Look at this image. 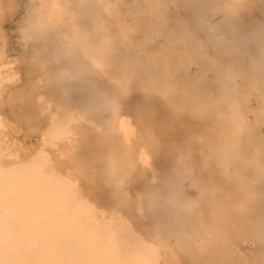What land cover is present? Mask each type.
<instances>
[{
    "label": "bare ground",
    "instance_id": "bare-ground-1",
    "mask_svg": "<svg viewBox=\"0 0 264 264\" xmlns=\"http://www.w3.org/2000/svg\"><path fill=\"white\" fill-rule=\"evenodd\" d=\"M39 1H40L41 8L39 11H37L38 15L36 16V18L41 16V13L44 9H48V8H50V9L47 10V12H45V14L42 16V18L39 21L36 22L35 19L32 21V27H29V30L27 33L28 37L31 39H34L35 37L38 39H41L42 41L35 42L36 48L38 49L40 46L44 47L43 53H46L47 55L50 54V58H51L50 62H52V64L55 67H58L59 69L64 71V74L59 73L56 77L60 76L62 78V79H57V81L64 84V88H65L64 93L66 95V101L69 99V97H70L69 95H72L75 98L77 97L74 95L76 93V90L74 87H76L78 85L77 91H79V94L78 93H76V94L79 95V98L80 97L82 99L84 98L85 101L84 100L83 101L85 102V104H83V106L79 105L78 103H80V101H79L80 99L78 98L79 99V100H77L78 103L76 102V100H74V103H73L76 105V107H75V105H73V107L70 108L69 106L64 107V106H60L58 104H55L54 107L52 109L49 108V110L47 107V111H46V112H48L46 114L47 121L42 122L43 123L42 131L38 135V147L36 148L35 152L33 154H31V157L29 159H27L24 163H21L18 165H11V166L0 165V264H158L159 262H161L163 260L166 264H176L177 260H178V256L173 250L174 248L172 245H174V244H172L170 242L171 239L169 240L170 235L168 237H167V235H164L165 232L167 233V230H164L166 228H163L164 227L163 225H162L163 227H161V228H163L162 231L159 230V229H161V228H159L160 223H162L160 218H159L160 223L158 222L159 225L153 224L151 222L152 221L151 218H149L151 221L145 222V225L142 224L144 227L141 226V228H143V229L139 230V228H137L139 226L138 225L139 223L137 222L138 223L137 225H134V223H131L124 216H122V213L120 210L115 211L114 214H113V212H111L112 215L106 214L104 210H97L96 207H94V205L92 203L86 201L84 198L81 197L82 194H79L78 187H77L78 181L76 179H73L72 177L70 178L71 174H68V173L66 174V173H62L60 171H57L55 169V167L52 165L53 164V158L51 156L50 150L56 152L59 160H65L66 157H64L65 154L63 152V146L64 145H68L72 149L78 148L76 146H81L82 144L86 145V142L88 141L87 139H89V137H91V139H92V138H94V136L92 137V135H95L94 139L97 138L96 141H99L100 144L99 143L97 144L96 141H95V143L98 146L100 145V147H98L97 145L96 146L94 145V147H98L101 149V146L103 145V143L105 144L104 140L106 138H108V140H109L114 135V138L112 137V139H110L109 141L106 139L108 144H115L117 146L121 145L125 149H128L131 145H136L137 148L134 146L136 149L133 148L130 150V153H131V151H133L132 153L135 155L134 158L132 156H130V154L127 157L130 160H132V158L134 160H136V164L134 166V169L137 168V169H135L136 170L135 173L137 175L135 177H138L141 172L143 173V171L148 173L147 176L151 181V185H153L151 187L149 186V188H148V190H151V192H150L151 195L154 192L153 195L158 196L162 192H166V189L168 188V187H166L165 189H163L164 188L163 186L167 185L168 183L164 184V185L160 184V183L159 184L152 183L153 181L157 180L158 178L161 182L160 178H162L161 175L159 177L157 175V168H160L161 166H158L160 163L155 164L159 159L158 156L156 155V152H154L155 153L154 154L152 150L147 149L148 146L147 147L143 146V144H145V143H146L145 145H150V146H151V144L155 143L154 139L152 138L153 127L151 125L143 126L142 123L137 124L136 120L134 121L129 114H126L124 112L125 109L122 110V108H125L123 103L121 101H119V99H117L116 97L111 96V94L103 86L99 85L97 82V79L94 78L93 70H90V68H88V63H90L92 65H94L96 63V68H98L99 67V66H97L98 62L102 63V65H106V64H109L111 62L112 64L111 63L110 64L113 65L112 67H111V65H107V66H109V69H111L113 67H116L113 64L114 61H117L118 59L119 60L127 59L129 56H130L129 60L131 61L130 63H132L135 66L137 64L138 68L143 67V64L145 62L144 60L146 58L144 55L145 54L144 51H143L144 52L143 61L140 58H139L140 60L137 59V57H140L139 54L138 55L135 54L136 57L134 55H133L134 56L133 57L130 54L132 51H130V53H127V51H126L127 48L129 47V45L131 44V42H129V41L133 40V38H129L130 34H126L130 30L126 31V33L123 32L125 35H128V37H126L124 35L125 37L119 36L118 39L113 37L112 36L113 34H111L110 30H109V25L112 24V21L110 24V20H111V18L113 19L115 17V15H116V14L114 15L115 12L120 13L121 8L118 7V4L119 5L122 4L123 0L121 3H119L121 0L116 1L115 3H114L115 0H39ZM182 1H185L188 4H189V2H192V1L196 2V0H182ZM222 1H225L226 5H221L220 11L223 12V17L221 18L220 21H216V22L212 23V21L210 20V18L215 13H209L206 10H204V11L202 10L203 12H199V11L193 9V13L192 12L191 13L193 14V17H194V20L192 19V21H194V23H190V21L186 20L185 17L182 19L180 18L181 20H179L180 21V23L178 22L179 24H177L176 20H175V23L177 26L173 22H172L173 24L170 23L175 27L172 26V28H169L167 30L168 34L166 36V39H165V37H164V39L168 40V41H172V43H173L174 41L176 42L177 40H179L180 39L179 37L181 36V39L187 40V38L191 35V32H193V33L201 32V34L203 33L204 35H211L210 37H212V35L217 34V31L219 29H221V24H223V22H224V25L229 28L230 32H232L234 34V36H235V34L237 35L240 33H245V32H241L242 28H244V27H241L239 24L241 22L243 23V20L240 19L239 15L234 10L235 7H238L242 4L243 0H222ZM44 2H46V3L43 4ZM169 2H174V1L172 0ZM213 2H215V1H213ZM56 3H58L59 5L62 6L63 15L54 11V9L57 8ZM133 3H137V2L135 1ZM222 3H224V2H222ZM140 4H142V3H140ZM151 4H153V3H151ZM202 4H203V2H202ZM229 4H231V5H229ZM196 5H197V3H196ZM204 5H205V3H204ZM16 6H17L16 0H0V17H3L4 16L3 14H5V11L9 10V13H7V15H8L7 19L11 18L13 13L15 12ZM123 6H124L123 8H125V5H123ZM126 6H128V5L126 4ZM131 6H128V7L130 8ZM181 6H183V5H180V7ZM136 7L137 6L133 7V8H135L134 11L138 12L139 7L138 8H136ZM180 7H179V9H180ZM185 7H187V6L185 5ZM189 7H190V4H189ZM123 8H122V11H123ZM177 8H175V10ZM182 8L186 9L184 7H182ZM246 8H248V7H244V9H246ZM242 9L243 8H241V10ZM244 9L242 11H245ZM129 11H130V9H129ZM147 11L144 10V12H145L144 14H146ZM240 11H238V12L240 13ZM125 12L126 11H124V13L122 12V14H125ZM130 12H129V15H127L128 20H129L128 16H130ZM187 12H189V11H187ZM248 12L249 11H247V13ZM119 13H118V16L121 14V13L120 14ZM127 13H128V11H127ZM132 13L136 14L133 11L131 12V14ZM139 13H142V12H139ZM243 13H246V11ZM164 14H165V12H164ZM147 15H148V13H147ZM151 15H154V14H151ZM151 15H149V16L151 17ZM165 15H164V17H162V18H164V21L168 18L167 17L165 19ZM145 16L143 18H145ZM154 16H152V17H154ZM175 16L178 17V15H175ZM175 16L173 15V17H175ZM119 17H123V16L120 15ZM132 17L134 20V18L137 16H135V17L132 16ZM241 17H244V16H241ZM249 17H248V20H249ZM124 18H125V16H124ZM124 18H122V19L125 20V22H126V19H124ZM251 18H253V17L251 16ZM114 19H118V18H114ZM173 19H175V18H173ZM178 19H179V17L177 18V20ZM155 20H156V17H155ZM155 20H153V21H155ZM253 20H254V18L252 19V21ZM141 21L142 20H140V21L137 20V23L140 22V24H141ZM149 21H152V20H149ZM158 21H161V20L159 19V20H157V22ZM250 21H247V19H246V22H249V24H251ZM116 22H118V21H116ZM147 22L148 21H146V24H147ZM166 22H168V21H166ZM114 23H115V21H114ZM150 23H148L149 26H151ZM152 23L154 24V22H152ZM253 23H256V22L253 21ZM257 23H258V21H257ZM131 24H132V22H131ZM131 24H128L129 25L128 27H130ZM258 24H260V23H258ZM134 25H132V26H134ZM136 25H139V24H136ZM164 25H167V24L164 23ZM57 26H62L64 31H66L65 34H67V35L65 37H63L61 35L63 30L59 29V27H57ZM142 26H140L139 28H141V29L145 28ZM160 26L163 29L164 26H162V24ZM250 26H252V25H250ZM253 26L255 27V25H253ZM257 26H259V25H257ZM112 27H115V26H113V24H112ZM122 27L119 28L118 32L125 31V29H124L125 26L123 28ZM137 27L138 26H136V28ZM146 27H148V26L146 25ZM151 27H148V28L150 29ZM156 27L157 26H155L154 28H156ZM132 28H131V30H132ZM139 28H137L139 31L134 30V32L132 31V33L135 34L136 31L140 33L141 29H139ZM148 28H146V29H148ZM161 28H160V31H161V36H162V32L164 30H161ZM248 28H249V26H248ZM115 29H117V28H115ZM120 29L122 31H120ZM149 29L147 31H149ZM157 29L158 28H156L154 30H157ZM253 29L255 31V28H253ZM253 29L251 28L252 32H253ZM24 30L25 29H23V34L25 36ZM251 30H248V32L245 30L246 34L249 33V36L247 34V36L245 38L250 37V35H251L250 33H252ZM258 30H259V28H258ZM259 31H263V30L260 29ZM149 32L148 33L146 32V34L148 35ZM151 32H152V29H151ZM156 32H158V31H156ZM132 33H131V35H132ZM254 33H252V34L254 35ZM261 33L262 32H260V34ZM119 34H121V33H119ZM146 34H144L145 37L143 36L145 39L146 38L149 39L150 36L153 35V34H150L149 37H146L147 36ZM155 34H157V33H155ZM116 35L114 33V36H116ZM131 35H130V37H131ZM136 35H138V33L135 35H132V36H134V38H135ZM158 35L157 36L155 35V36L158 38ZM187 35H188V37L186 38ZM193 35H191L192 38H193ZM194 36L196 37L197 35L195 34ZM238 36L239 35H237V38H238ZM262 36L264 37V35H261V37ZM116 37H118V35ZM121 37H123V39H126V38H128V39L126 41L125 40L123 41V39ZM139 37H141V36H139ZM258 37L260 38L259 33H258ZM114 38H115V40L116 39L117 40L122 39L123 42L122 41L116 42V41H114ZM142 38H141V40H142ZM194 39L192 40V43L194 42ZM251 39H253V38H251ZM257 39L258 38L254 39L253 41L255 42V41H257ZM65 40H67V42H65ZM135 40H136V42H135ZM141 40L139 39V41H141ZM195 40L197 41V39H195ZM139 41L136 38L132 41V42H134L135 47H137L141 43V42L139 43ZM151 41L153 42L154 39L153 40L151 39ZM247 41H248V39H247ZM146 42H148V41H145V43ZM185 42H188V41H185ZM198 42H200V41H198ZM254 42H252V43H254ZM257 42H259V41H257ZM119 43H122L121 45H124V43H125L126 45L120 47ZM136 43H137V45H136ZM149 43H150V41H149ZM172 43H171V47L173 45ZM190 43H191V41H190ZM194 43H197V42H194ZM244 43H247V42L245 41ZM179 44H181V43H179ZM197 44H201V42L197 43ZM249 44H248V46H249ZM257 44H259V43H257ZM142 45L144 46L143 43H142ZM176 45H178V44H176ZM191 45L194 46V44H191ZM201 45H197V46L201 47ZM244 45H246V44H244ZM244 45H242V46H244ZM260 45H263V44H260ZM143 46L142 47L139 46L141 48H138V50L144 49ZM148 46L150 47V45H148ZM183 46H182L183 48H180L181 46L179 48L177 46H174V47H177V49H178V50H176V48H175V50L179 51V52H172L174 54L177 53V54H175V57H173V56L172 57H173V59L178 58L177 62H178L179 68L178 69L176 68V69L180 74L177 75V76H179L178 78L176 76H174V77L177 80H179V84H181L180 81L182 83L183 82L188 83V84L190 83V85L192 83H195V82H198V84H199L200 81L202 83H204L205 81L208 82V80L210 79L209 85H208V83L205 82V84H207L209 87L212 84L216 85L215 83H212L213 81L217 82V83L219 82V84L221 83L222 85L225 86V88L227 85H228V87L230 84L233 85L232 86L233 90L230 89V91H229V89L227 88L226 90H228V91H226V92L224 91V93L221 94L222 98L225 97L224 100L218 96H217L218 98H216V100L219 98L222 99L223 101L220 100V102L223 103V105L226 107L221 109L220 107H223V105L220 106L221 103L220 104L218 103L219 108L216 104L215 106H217V108H218V110H216V107L211 104V106L215 107V109H213V108L212 109L215 110V112H216V114H218V116L221 113V117H222L224 112H225L224 118L226 121L227 120L228 121L226 123H221L220 129H222L223 131L221 133H219L218 138L214 142H208V143L220 145L222 147L221 150H223L229 157L238 158L237 159L238 161H239L240 157L242 159L250 160L248 163H250V165H251L252 161L256 160V155L254 154V151H256L255 150L256 141H258L261 144L264 143V141L262 140L264 138V134L262 133L261 130H258V129H260V127L257 129V131L255 130V132L252 130V129H255L254 127L251 129V127L253 125H255V123H257L256 119L261 117L260 115H258V117H257V114L258 113L261 115L264 114V106H263L264 104L261 103L262 105L259 104L260 106H256V107L253 106L252 107L249 104V101H248L249 99L245 101V99H244L245 97L243 98V96L247 95L250 92V90L248 92L247 89L245 90L244 88H242V91H241V87L242 86H245V87L249 86L248 89L252 88L251 89L252 93L251 92L250 93L253 94V92H254L253 88L256 87L254 85L257 82L261 83L260 81H264V77H262V76H264V74L261 75V72H264V68L262 67L263 65L261 66L263 69L260 67L259 68L257 67L255 72L254 71L252 72V73H254V75L250 76L249 73H245L246 70L244 71V69L242 67L243 65L241 64V62L243 60L242 54L244 53L243 52L244 50L242 51V54H241V51H238L237 45H230L231 48H226L227 49V51L225 52L226 57H225L223 62H220V60L218 61V59L216 60L214 57L209 58L210 56L207 55L209 58V61H208L209 66H208V64L206 65V63H205L207 61L203 62L204 59H206V57H207L206 54H205L206 57L203 56L204 57V59H203L201 56H199V52H198L199 50L197 51L196 49H194L196 52H198V56L201 59H203V60H200V58L198 56L197 57L199 59L197 57L193 56V54H191L189 52L188 49H191L192 47L188 48L189 45L186 46V44H184ZM217 46L219 47L218 50L220 51V48H222V47H220L219 44ZM239 46H241V45L239 44ZM246 46H244L243 48H246ZM250 46H252V44ZM250 46H249V48H250ZM168 47H170V46H168ZM199 47H197V48L198 49L202 48V47L201 48H199ZM255 47H257V45ZM108 48H111L114 50V52L112 51L114 53L113 56L111 54L112 57H110L108 55L110 57V59L114 58L113 60L111 59L110 62L108 61L109 59H107L108 56L106 58H104V56H102L105 54V53L103 54L104 49H108ZM131 48H133V47H130V49ZM145 48H147V47H145ZM194 48H196V47H194ZM249 48H248V50H249ZM136 49H135V51H136V53H138L139 51L137 52ZM162 49H163L162 51H164L168 48L166 46H164ZM239 49H240V47H239ZM108 50H106L107 54L109 52ZM172 50L175 51L174 49H172ZM255 50H257V49H255ZM259 50L260 49L258 48V51ZM148 51L149 50H147V52ZM162 51H159V50L154 51L153 50L154 53L149 54V60L147 61V64L151 63L152 67L150 66L151 67L150 68L148 66L150 69H152L154 67L153 64L155 65V68L156 67L158 68V66H156V65L159 63H163V66H164V62H160L161 61L160 60L161 55L163 56V58H165V59L162 58V60L163 61L165 60L166 65L170 63V60H173V59H171L172 57L169 58V56L167 55L168 50H167V52L164 51V53L161 54ZM169 51H170V48H169ZM200 51L203 52V49ZM223 51H224V49H223ZM254 51H251L249 53L250 57L253 56L252 53ZM204 52H206V51H204ZM80 53L84 57H82L80 55ZM225 53L222 54V57H223V55H225ZM247 53H248V51H247ZM260 53H262V52H260ZM100 54H101V56H100ZM132 54H134V53H132ZM140 54H141V58H142V53H140ZM169 54H171V52H169ZM262 54H261V56H263ZM202 55H204V53ZM219 55L221 56V54H219ZM99 56H100V59L102 61L97 60ZM147 57H148V55H147ZM259 57H257V58H259ZM167 58H169L170 60ZM252 58L253 57H251V60H252ZM255 58H256V56H255ZM255 58H253L252 61H254ZM262 59L264 60V58H262ZM166 60H168L169 63ZM245 60H248V59H245ZM260 61L263 62L261 60V57H260ZM260 61H259V63H261ZM171 62H174V61H171ZM175 62H176V60H175ZM123 63L125 64L126 61L124 60L122 62V64L119 62V64H121V65H123ZM128 63H126V64H128ZM174 63H172V64H174ZM248 63H251V62H248ZM255 63H258V61L257 62L255 61ZM255 63L252 62L253 65ZM117 64L118 63L116 62V65ZM147 64L145 63V66H147ZM172 64H169V65L173 66ZM175 64L177 65V63H175ZM258 64H255V66H257ZM163 66H161V68H159L157 70L156 69L155 70L146 69L148 67H146V68L143 67V68H141V70H137V75L134 74V75H136L135 76L136 80L138 78L142 82L141 79H143V81H144V78L147 77L146 80H148L150 83H153V81L155 80V76H156V75L154 76V73H157V72L160 73V71H161L160 69H162ZM168 66H166L164 68H167ZM250 66H248L249 69H250ZM105 67L106 66H103V68H105ZM133 67L131 65V69H128V70L134 71V69H132ZM137 67H135V69ZM193 67H195V69L193 71H191L192 70L191 68H193ZM103 68L102 69L100 68V70L102 71ZM122 68H124V67L122 66ZM125 68H128V67H126V65H125ZM253 68H255V67L253 66ZM209 69H211L210 71H213V73L210 72L211 74L214 75L213 81H211V78H209V76L206 75L207 74L206 72ZM245 69H246V67H245ZM258 69H262V71H260ZM104 70H103L104 72L103 71L102 72L105 75V73L108 72L109 70L108 71L106 69H104ZM118 70L119 69H115V71L113 70L114 73L112 75V76H114L113 79L116 78L115 79L116 81L121 79V78L119 79L120 73L121 72L123 73V71L120 72ZM125 70H127V69H125ZM170 70L172 71V69H170V67H169V69L167 68V70L165 69V73L169 74L171 72ZM138 71H139V73H138ZM162 71H164V70H162ZM250 71H252V70L250 69ZM130 72H128V73H130ZM132 72H131V74H132ZM178 72H177V74H178ZM174 73L176 74V72H174ZM125 75L126 74H124L123 76L121 75L122 78H124V80H126ZM213 75H210V76L212 77ZM112 76L109 75L107 77L111 78ZM128 76L129 75L127 74V77ZM157 76H160V75L157 74ZM162 76H163L162 79L169 78V77H166L165 75H161V77ZM174 77L170 78V79H173L172 80L173 82L175 80ZM113 79H112V81H113ZM128 79L130 80V78H127V80ZM146 80H145V82H146ZM159 80H161V79H159ZM164 80H163L164 81L163 84L168 79H164ZM239 80H240V82H238ZM42 81H46V80L41 79L40 76H37L36 80L34 82V86L35 87L39 86V83ZM116 81L114 84L119 82V81H117V82ZM121 81H122V79L120 80V83H121ZM123 82H125V81H123ZM133 82H135L137 84V82L134 79L132 81V83L128 84V85L129 86L132 85ZM156 82H158V81H156ZM177 82H174V83H177ZM174 83H172V84L169 83V84L173 85ZM259 83H257V87L259 86L258 85ZM147 84L149 85V83H147ZM147 84H145V86ZM158 84H160V83H158ZM179 84L177 83V85H179ZM188 84H187V86H188ZM161 85L162 84H160V86H158L157 88H154V89H158L159 87L161 88ZM177 85H176L175 89L177 88ZM185 85H183V86H185ZM190 85L188 88H190ZM195 85H196V83H195ZM199 85H202V84H199ZM261 85H264L263 82H262V84H260L259 87H261ZM140 86L141 85H139L138 88H140ZM165 86H166V84H165ZM169 86L167 85V87H169ZM206 86L204 85V87L203 86L202 87L206 88ZM136 87H137V85H136ZM136 87H135V89L138 90V88H136ZM196 87L200 88L198 85ZM238 87H240L239 90H238ZM257 87L255 88V90L257 89ZM122 88H124V87H122ZM143 88H145L144 85H143ZM152 88H153V86H152ZM164 88L165 87L163 86V89H161V91L164 90ZM188 88H186V89H188ZM94 89H95V92H93ZM175 89H173V90L176 92L178 89L177 90H175ZM186 89L182 90L180 87V90H182L183 92L184 91L186 92ZM193 89L195 90V88H193ZM243 89L245 91H247L248 93L244 94L245 92H243ZM258 89L260 91L261 89H264V88L262 86L261 89L260 88H258ZM140 90H138V91H140ZM143 90H147V89L145 88V89H142V91ZM167 90L170 91L169 88ZM180 90H179V93H177L178 97L176 96V98H180V101L187 100L188 99L187 97H186V99H183L186 95L184 97H182V99H181V97H179ZM90 91H92V93ZM124 91L126 93L127 89H125ZM164 91H162V92L165 93ZM174 91H170L169 93L176 95L175 93H172ZM195 91H192L193 93L190 92L191 94H193L194 97L196 96V95H194ZM198 91H200V89ZM262 91L264 92V90H262ZM85 92H87V93H85ZM129 92H130V90H129ZM152 92H154V91L152 90ZM183 92H181V94ZM197 92H195V93H197ZM263 92L262 93L259 92L260 94L258 93L259 97L262 98L264 96ZM155 93H156V91H155ZM186 93H184V94H186ZM201 93L198 92V94L201 97H203L201 95ZM90 94H93V95H90ZM158 94H159V96H161L160 92ZM165 94H167V91ZM165 94H163V95H165ZM191 94L189 96L193 97ZM204 94H205V92H204ZM261 94L263 96H260ZM94 95H96L97 97L99 96V98H97V100L100 99V101L96 102V104H94V102L91 101L92 100L91 98ZM168 95L170 96V94H168ZM207 95H211V94L208 93ZM248 97H249V95H248ZM256 97H257V95H256ZM164 98H166V97H164ZM167 98H171V97L167 96ZM172 98H174V97H172ZM196 98H198V97L196 96ZM207 98H209V96ZM210 98H209V100H211ZM242 98H243V101H242ZM82 99H81V101H82ZM175 99H174V102H175ZM198 99H200V98H198ZM263 99H264V97H263ZM263 99H261V100H263ZM167 100H169V99H167ZM167 100L164 101L165 104L169 103V102L166 103ZM196 100L197 99H195L193 102H196ZM203 100H206V97H204ZM203 100L202 101L200 100V101L204 102ZM216 100L213 103H216ZM26 101H25V103H27ZM68 101H70V100H68ZM100 102H102V104ZM197 102L199 104V100H197ZM197 102H196V104H197ZM178 103H181V102H178ZM178 103H177V105H178ZM171 104H173V103H169L168 106H170L169 108L172 109L174 104L173 105H171ZM187 104H189V103H187ZM205 104H203L201 106H204ZM208 104H209V102H208ZM257 104H258V102H257ZM101 105H104L103 107H105L106 110L107 109L112 110V113H108V114H110L108 116V118H104L105 116L100 111ZM177 105H175V107ZM191 105H194V104L191 102ZM178 106H180V105H178ZM178 106H177V108H178ZM185 106H187V105H185ZM189 106H190V104H189ZM206 106H207V104H206ZM211 106L209 104L207 106V108L208 107L211 108ZM191 107L194 110V107L193 106H191ZM177 108H175V109H177ZM181 108H183V107L180 106L179 110H181ZM197 108L195 109V111L197 110ZM199 108L200 109H198V110H200V113L201 114L204 113V111H203L204 108H201V107H199ZM45 109H46V107H45ZM219 109H221V110H219ZM223 109L225 110L224 112L222 111ZM209 110H211V109H209ZM245 110H250L251 112L254 113V114L253 113L252 114L254 115V122L255 123L254 122H253V124H252V122L249 123V119H248V122L246 121L248 124L247 126L252 124V126L248 127L249 130L250 129L252 130V131L250 130L251 131L250 135L244 133L245 131L243 132L244 126L246 124L244 125V123H243L244 117L242 116V119L239 117V115H242L244 113V112L243 113H241V112L245 111ZM201 111H203V112H201ZM206 112H207V110H206ZM215 112H213V113H215ZM190 113H191V111H190ZM218 116L216 115V117H218ZM263 117H264V115L261 118H263ZM219 119H221V118H219ZM219 119L217 118V121L221 122V121H219ZM238 119H241V120L239 121ZM263 119L261 120V122L264 121ZM1 120H0V126L3 123ZM221 120H223V119H221ZM241 121H242V123H241ZM261 122L258 124H261ZM263 123L264 122H262V124ZM247 126H245V129ZM257 126L258 125H256L255 127H257ZM77 131H78V133H81V135L85 136L83 138L81 135H80L81 137L78 136V137L83 139V140L81 139V142H80L81 144H78L79 142H77L78 140L75 137L76 135H78V134H76ZM143 134H145L147 137L149 136L147 141L145 139H143L144 138ZM87 136H88V138H87ZM248 136L251 137V139H249ZM85 138H86V140H85ZM91 139H90V141H91V143H93L94 141ZM141 139H143V140H141ZM107 142H106V144H107ZM88 144H90V142ZM186 144L189 145V143H186ZM155 145H156V143H155ZM155 145H153V147ZM82 146H84V145H82ZM168 146H170V145H168ZM183 146H186V145L184 144ZM156 147L158 149V146H156ZM186 147H188V146H186ZM98 148H96L97 151H98ZM79 149H81V148H79ZM83 149H82V151H83ZM100 149H99V151H100ZM129 149H128V152H129ZM151 149H152V147H151ZM185 149H187V148H185ZM166 150H167V148H166ZM263 151H264V149H263ZM2 152L3 151L0 149V155L2 154ZM167 152H169V151L167 150ZM224 152H223V154H224ZM95 153H97V152H95ZM103 154H104V152L102 154L99 152V155H97V156L100 157V155H103ZM187 156H188V154H187ZM187 156H186V158H187ZM77 157L78 156L76 154L69 157L68 158V159H70L69 163L71 161H74V159L77 160L78 159ZM93 157H96V156H93ZM261 157L264 159V155ZM88 159H90V158H88ZM104 159H105L104 163L106 164L107 169L103 170V168H102L101 172H99V173L97 172L98 179L96 180L97 183H99L102 186L108 182V180H109L108 178H110V173L112 174L113 170L115 169V155H112V154L105 155ZM164 159H166L165 155H164ZM214 159H216V158H214ZM85 160H87V159L85 158ZM94 160L98 161V162H96V164L98 163L97 165H99V160H97L95 158H94ZM88 161L90 162V160H88ZM159 161L161 162V160H159ZM225 161H228V160L225 159ZM89 162H87V163H89ZM101 162H103L102 158H101ZM101 162H100V165H102ZM187 162H189V161L187 160ZM236 162L237 161H235V163ZM93 163H95V162H93ZM229 163H227V165ZM232 163H233V161H232ZM73 164L75 165V163H73ZM189 165H191V163ZM185 166H188V164L184 165V166L182 165V168H184ZM166 167H167V165H166ZM161 169L162 168H160L158 170H161ZM172 170H173V168H172ZM106 171L109 173V175ZM169 171H170V168H169ZM185 171H186L185 174L187 175L188 171L187 170H185ZM163 172L166 173L165 170ZM168 173L169 172H168V167H167V174ZM144 174L146 175V173H144ZM234 174H237V173H234ZM232 175L233 174L228 175V177L232 176ZM142 177H144L143 174H142ZM142 177L140 176L139 180H140V178L143 179ZM184 177H186V176H184ZM145 178H144V180L146 181ZM148 178H147V180H148ZM195 178H196V176H195ZM195 178H193V179H195ZM165 179H164V181H165ZM142 181L143 180H141V182ZM162 181H163V179H162ZM166 181H167V179H166ZM191 183H192V181H191ZM253 183H254V181H253ZM144 184H145V182L143 183V185ZM147 184H148V182L145 184V186H143V185L142 186L145 187V189H146ZM195 184H197V183L195 182ZM195 184L193 183L192 186ZM136 185H140V184L137 183ZM161 185H163V186H161ZM132 186L129 188L128 187L123 188L122 192L124 194L128 195L133 190V193H135V194H133L134 196L132 198L133 202L135 203L134 208H136V210L140 212L141 209H143V208H141L143 206V205L141 206V202H142L141 199H143V198H141L139 192H141L143 189L141 191H138L139 188L138 189L132 188ZM161 187H163L162 188L163 190L160 189ZM105 188L106 187H104V190H105ZM194 188H196V187L193 186V189ZM86 189L88 191V188H86ZM86 189L83 188L82 190L84 191ZM170 189H171V187H170ZM173 189H171V190H173ZM82 190H80V193ZM102 190H103V188H102ZM152 190H154V191L152 192ZM194 190H196V189H194ZM197 190H199V191H198V195H197L196 199H199L204 194L206 196H209V194H210V192H209L210 189H209V191H207L208 193H206L207 188L205 186L199 187ZM83 191H82V193L86 192V191L85 192H83ZM106 191L107 190H105L104 192L107 193ZM179 191L180 190H178V192ZM104 192H101L102 195L104 194ZM146 192H147V190H146ZM148 192L146 195L149 194ZM159 192H161V193L159 194ZM175 192H177V191H175ZM178 192H177V195L180 194L179 196H183V200L181 202L185 206V209H190L192 207L201 208V207H198L200 205H198V204L196 205V203L198 202V201H196V199H194V198L191 199V198H189L190 196L188 198L185 197L186 195L182 191H181V193L180 192L178 193ZM252 192L254 194H256V192H258V193L262 192L263 193V191H261V189L259 191H256V187L254 188V190ZM111 193L115 194V197L118 198V192L117 191L114 190L113 192L111 191ZM112 194H109V195L112 196ZM164 194H166V193H164ZM164 194H162V195H164ZM107 195H104V196H106V198H105L106 200H107ZM111 196H108V197L111 199ZM99 199H102V198H99ZM122 199H127V196L122 197ZM150 199L152 202L153 201L155 202L153 196ZM179 199L181 200V197H179ZM113 200H115V199H113ZM118 200H119V198H118ZM262 200H264V199H261V201ZM261 201H260V203H261ZM163 202H161V203L156 202V207H160L161 204L165 205V203L163 204ZM157 203H159L160 205L158 204V206H157ZM170 203H172V202H170ZM167 204H168V202L166 203V205ZM183 205L182 206L180 205L179 207H183ZM207 205H208V203H207ZM201 206H202V204H201ZM215 206H217V205H215ZM215 206H213V207H215ZM218 206H217V208H218ZM220 206L222 209H224L222 207V205H220ZM262 206L264 207V202L262 203ZM202 207H204V205ZM206 207L207 206H205V208ZM160 208H163V207H160ZM160 208H158V209L160 210ZM217 208H215V209H217ZM165 209H167V208H165ZM208 209H209V207H208ZM215 209L212 208L213 212H216V214H217L218 212L215 211ZM219 209L220 208H218L217 210L220 211L221 209L220 210ZM151 210L152 209L150 208V211ZM153 210L156 211L157 209L153 208ZM164 210L161 212L159 211V215L161 214L160 216H162V212H164ZM212 210H210L211 211L210 214L212 213ZM147 212H148V210H147ZM220 212L223 214L222 211H220ZM141 214L145 215L143 211L141 212ZM156 214H157V211H156ZM208 214L209 213H207V216H205V213L203 215L205 217H208ZM217 215H215V216H217ZM215 216L210 217V215H209V217L207 219L210 218L211 223L213 221H215L216 223L213 222V223H215L213 225L216 226L217 222H219V221H216V219L218 220L220 218H218L219 215H218V217H215ZM221 216H223V218H225L224 214L220 215V217ZM223 218H222V221H223ZM146 220H147V218H146ZM155 220H157V219L154 218L153 221H155ZM226 220H227V218H226ZM231 220L232 219H230V222H231ZM203 222L207 223V222H205V220ZM235 222L237 223V220ZM240 222H241V220H240ZM156 223H157V221H156ZM236 223L234 224V222H233L231 225L234 226V225H236ZM238 223H239V221H238ZM135 224H136V222H135ZM221 224H222V222H221ZM240 224L241 223H239L237 225V227ZM225 225H226V228H228L230 226L228 224H225ZM227 225H228V227H227ZM233 226L232 227L230 226V228L233 230H236L235 227H233ZM240 226H242V224ZM240 226H239V228H240ZM228 230H230V229H227V230L225 229V231H228ZM244 231L245 230H243V232ZM203 232L204 233H198V234L194 235V236H196V237H193L194 239L192 237L187 236L189 241H191L192 239L195 241L196 245L194 244V242L192 240L193 244L195 245V246L193 245L195 247V249H196V247L197 248L199 247L200 250L202 247L207 249V246L210 245L211 242L215 243V242H213L214 241L213 237H215V233L212 232L213 236H211L212 234L209 235L210 234L209 230H205ZM219 232L223 233L224 231H222V229H221V231L219 230ZM234 232H235V235L232 237V240H230L231 237L229 238L227 233L226 234L223 233L224 235H222V236L224 239L221 238L222 236L220 237L218 235L219 239L221 238V240H224L225 243H227L228 247H230V249L227 250V253H226L228 256V263L229 264H254V263L264 264V251L261 250L263 247V243H264V236L261 235L260 233H258V236L256 235L257 237H251L250 238V237L245 235L246 233H244V234H243V232L241 233V231H240V233L243 235H237L236 231H234ZM249 236H252V234ZM183 237L182 236L180 237L179 235H177L175 237V239L177 242H180L182 239L184 240ZM252 238H254V239H252ZM175 239H173V240H175ZM185 240H186V238H185ZM207 242H209V243L207 244ZM254 243L256 245H254ZM190 245H192V243ZM190 245L188 244L189 248L191 247ZM227 245H225V246H227ZM226 248H225V250H226ZM176 250L177 249H175V251ZM225 250H223V251H225ZM196 252H197V250H196ZM222 253L225 254V252H222ZM222 253L220 252L219 254H216V255H220ZM226 254H225V256H226ZM194 255H196V254H194Z\"/></svg>",
    "mask_w": 264,
    "mask_h": 264
},
{
    "label": "rangeland",
    "instance_id": "rangeland-1",
    "mask_svg": "<svg viewBox=\"0 0 264 264\" xmlns=\"http://www.w3.org/2000/svg\"><path fill=\"white\" fill-rule=\"evenodd\" d=\"M116 1H119V0H115L114 3ZM124 1L125 0H123L122 4H120V5L118 4V7L121 8V9L119 8L121 14L119 12L114 13V15L116 14L114 18H118V19H114V18L112 19L111 18L110 24L112 21V24L115 27H112V24H111V25H109V30H110V33L113 34L112 36L118 39L119 36L128 37V35H125L123 32L126 33V31L130 30V31H128L129 33L127 32L126 34L131 35L132 31L133 32H134V30L139 31L137 28H139L140 26L143 25L142 27H145V28H143V29L139 28V29H141L140 33L136 31L138 33V35L141 36V37H139L138 35L135 36V38L138 39V41H139V39L141 40V38L143 36L145 37L144 34H146V32L148 33L150 31L148 35L146 34L147 35L146 37H149L150 34H153L150 36V38L152 40L154 39L153 42L151 41L150 38L145 39L143 37L142 40L139 41V43L140 42L141 43L137 47H135L134 42H132L135 39L134 36H132V35H135L137 33L136 32H135V34L132 33L131 37L129 35V38H133V40L129 41V42H131V44H130L131 46L128 44L129 47L127 48L126 51H127V53H130V51H132L130 53L132 56L133 55L135 56V54L136 55L139 54L140 57H137V59L138 60L141 59L142 61H143V59H144L143 57L145 55V57L147 58V59L145 58V60H144L145 62L143 64V67H145V68L148 66L149 67L151 66V63L148 62L149 64H147V61L149 60V54L154 53L153 50L154 51H156V50L162 51L163 50L162 48L164 46H166L168 49H166L164 51L167 52V50H168L167 55L169 56V58H171L172 56L175 57V54H177V53L174 54L172 52H179V51H176V50H178L177 47L179 48L181 46L180 48H183L184 44H186V46L189 45L188 48L192 47L191 49H188V50L191 54H193V56L197 57L198 52H199V56H201L203 59H204L203 56H205V54H206V56L207 55L210 56L209 58L214 57L216 60L217 59H218V61L220 60V62H223L225 57H226V53H225L227 51L226 48H231L230 45H237L238 51H241V54H242V51L244 50L243 51L244 53L242 54L243 60L241 62V64L243 66L242 65L241 66L243 67L244 71L246 70L245 73H249V75L251 76V75H254V73H252V72L253 71L255 72L257 67L258 68L259 67L264 68V60L262 59V58H264V39H263L264 37L263 36H262L263 38L261 37V35H264V32H263L264 31V0H256V1L255 0H243L242 4H241L242 6L240 5L238 7H235V9H234L235 12L239 15L240 19L243 20V23L241 22L239 24L241 27L245 28V29L242 28V31H241V32H245V33L237 34V35H239L238 38H237L236 34L234 36V34L232 32H230L229 28L227 26H225L224 22H223V24H221V29H219L217 31V34L212 35V37H210L211 35H204L203 33L201 34V32H199V33L191 32V35L196 34L197 36L195 37L193 35V38H192L191 35L189 34L190 35L189 37H188V35L186 36V38L188 37L187 40L181 39V36H180L179 37L180 41L177 40L176 42L174 41L173 43H172V41L165 40L166 36L168 34L167 30L169 28H172L173 23L175 25H176V23L179 24L180 23L179 20H181L184 17L186 20L190 21V23H194V21H192V19L194 20V17L192 14L193 9H195L199 12H203L204 10H206L209 13H215L210 18V20L212 21V23H214L216 21H220L221 18L223 17V12L220 11L221 5H226L225 1H222V0H196V2H194V1L189 2L190 7H189V4L187 2L182 1V0H178V1L173 0L174 2L176 1L177 3L176 2L175 3L169 2L172 0H139V1L138 0H126L125 1L126 3ZM135 1L137 3H133ZM213 1H215V2H213ZM121 2H122V0L119 3H121ZM202 2H203V4H202ZM222 2H224V3H222ZM16 3H17V6H16L15 12L13 13L11 18L7 19V16H8L7 13H9V10L8 11L6 10L5 14H3L4 16L0 17V118L2 119V120L1 119L0 120L3 122L2 125L0 126V149L3 151L2 154L0 155V165H9V166L24 163L27 159H29L31 157V154H33L35 152L36 148L38 147V135L42 131V125H43L42 122L47 121V117H46V114L48 113V112H46L47 107L49 110V108L52 109L55 104H58L60 106H64V107L69 106L71 108V107H73V105H75V104H73L74 100H76V102H77V100H79V99H80L79 100L80 103L77 102L79 105L83 106V104H85L84 98L83 99L81 97L79 98V95H78L79 91H77L78 85L76 87H74L76 90V93H78V94L75 93L74 95L77 97L75 98L72 95H69L70 97L68 96L69 97L68 100H70V101H68V100L66 101V95L64 93V91H65L64 84L57 81V79H62V78L60 76L56 77L59 73L64 74V71L59 69L58 67H55L52 64V62H50V60H51L50 54L47 55L46 53H43L44 47L40 46L38 49L36 48L35 42H40V41H42L41 39H38L36 37L34 39H31L28 37L27 33L29 30V27H32V21L34 19L36 20V22L39 21L42 18V16L45 14V12H47V10H49L50 8L44 9L41 13V16L36 18V16L38 15L37 11H39L41 8L39 0H16ZM45 3L46 2H44L43 4H45ZM140 3H142V4H140ZM151 3H153V4H151ZM196 3H197V5H196ZM204 3H205V5H204ZM56 4H57V8H55L54 11L63 15L62 6L59 5L58 3H56ZM126 4L128 6H131L132 4L133 5L129 8L128 6H126ZM123 5H125V8H123L124 7ZM180 5H183V6L180 7ZM185 5L187 7H185ZM229 5H231V4H229ZM135 6H137L136 8L139 7L140 11L138 10V12H135L134 11L135 8H133ZM179 7H180V9L182 7L186 8V9L182 8L183 10L182 9L180 10ZM244 7H248L249 9L248 8L244 9ZM122 8H123V11H122ZM175 8H177V9L175 10ZM241 8H243L246 11V13H243L245 11H242L243 9L241 10ZM129 9H130V11L132 10L136 14H133V13L131 14L132 11L130 12ZM146 9L147 10L149 9V10L147 11ZM144 10L147 11L146 14H144L145 13ZM186 10L189 11L190 13L187 12ZM124 11H126L125 14H122V12L124 13ZM127 11H128V13H127ZM238 11H240V13ZM247 11H249V12L247 13ZM129 12H130V16H128L129 17V20H128L127 15H129ZM139 12H142V13H139ZM164 12L166 15L164 14ZM118 13L123 17H119L120 15L118 16ZM147 13H148V15H147ZM151 14H154L155 16L151 15ZM149 15H151V17ZM164 15H165V19L168 17L167 18L168 20L166 19L164 21V18H162V17H164ZM173 15L174 16L178 15L179 19L177 20L178 17H176V16L173 17ZM124 16H125V18H124ZM132 16H134V17L137 16L134 18V20L136 19L135 21L133 20ZM144 16H145V18H143ZM152 16H154V17H152ZM241 16H244V17H241ZM251 16L254 18L253 21H255L256 23H253V21H252L253 18H251ZM155 17H156V20H155ZM172 17L175 19H173ZM248 17H249V20H248ZM122 18L126 19V22ZM159 19L161 21L157 22V20H159ZM246 19H247V21L251 20L252 21V22L250 21L251 24H249V22H246ZM137 20L138 21L142 20L141 24H140V22L137 23ZM149 20H152V21H149ZM153 20H155V21H153ZM175 20H176V23H175ZM256 20L260 24H258ZM114 21L116 24L114 23ZM116 21H118L119 23ZM146 21H148L147 24H146ZM166 21H168V22H166ZM131 22H132V24H131ZM152 22H154V24ZM144 23L148 27H151L152 25L154 27L157 26L156 28H158V29L154 30L156 28H154L153 26L152 27L154 29L152 27L149 29L148 27H146V25ZM148 23H150L151 26H149ZM164 23L167 25H164ZM170 23H172V24H170ZM128 24H131L130 27H128L129 26ZM136 24H139L140 26L136 25ZM159 24L160 25L162 24V26H164L163 29L161 28V26ZM121 25L123 27L125 26L127 29L124 27L125 31H122L121 29L123 27ZM132 25H134V26H132ZM250 25H252V26H250ZM253 25H255V27ZM257 25H259V26H257ZM119 26L122 27L120 29V31H122V32H118L119 28H120ZM136 26H138V27L136 28ZM248 26H249V28H248ZM57 27H59V29L63 30L61 35L63 37H65L67 34H65L66 31H64L63 27L62 26H57ZM173 27H175V26H173ZM115 28H117L118 30ZM131 28H132V30H131ZM146 28H148L149 31H147L148 29H146ZM160 28H161V30H164L162 32V36H161ZM251 28L252 29L255 28V31L253 29V32H252ZM258 28H259V30L261 29L263 31H259ZM23 29H25L24 30L25 36L23 34ZM151 29H152V32H151ZM247 29L251 30L252 33L255 32L254 35L252 33H250L251 34L250 37L245 38L247 36V34L249 36V33L246 34V31L248 32ZM143 30L144 31L146 30V31L144 32ZM156 31H158V32H156ZM154 32L157 34H155ZM260 32H262L263 34L262 33L260 34ZM114 33H115V35L117 34L118 37H116L117 35L114 36ZM119 33H121V34H119ZM258 33H259L260 38L258 37ZM155 35L156 36L158 35V38ZM123 37H121V38L123 39ZM164 37H165V39H164ZM115 38H114V41H116V42L122 41V39H119L120 40L119 41L117 39L115 40ZM194 38L197 39V41ZM251 38H253V39H251ZM256 38H258L257 41H259V42L255 41L256 42L255 43L253 40ZM127 39L128 38L123 39V41L124 40L126 41ZM193 39H194V42H197V43L201 42L202 45L194 43V42L192 43ZM247 39L249 42L247 41ZM145 41H148V42H146L147 44L145 43ZM149 41H150V43L151 42L152 43L150 44ZM185 41H188V42H185ZM190 41H191V43H190ZM198 41H200V42H198ZM245 41L247 43H244ZM251 41L254 43H252ZM65 42H67V40H65ZM135 42H136V40H135ZM242 42L244 44H246L247 46L250 43L249 46L251 44H252V46H250V48H249V46L247 47ZM142 43L147 48H145L142 45ZM171 43L173 44L172 47H171ZM179 43H181V44H179ZM257 43H259V44H257ZM119 44H120V47L126 45L125 43H124V45H121L122 43H119ZM176 44H178V45H176ZM191 44H194V46H192ZM218 44L220 47H222V48H220V51L218 50L219 49V47L217 46ZM239 44L241 46H239ZM260 44H263V45H260ZM136 45H137V43H136ZM148 45H150V47ZM167 45L170 47H168ZM197 45H201V47L204 45L203 47L205 49L203 47L201 48ZM242 45L246 46L247 49L243 48L244 46H242ZM256 45H257V47H255ZM139 46H141V47L143 46L144 49L138 50V48H141ZM174 46H177V47H174ZM130 47H133L134 49L133 48L130 49ZM194 47H196V48H194ZM197 47H199L201 49H198ZM239 47H240V49H239ZM169 48H170V51H169ZM175 48H176V50H175ZM248 48H249V50H248ZM258 48L260 49L259 51L262 52L263 54L258 51ZM108 49H104L105 52L103 51V54L104 53L106 54V55L105 54L102 55V56H104V58H106L108 55L110 57H112L114 54L113 49H111V48H108ZM135 49L137 50V52L138 51L139 52L136 53ZM172 49H174L175 51H173ZM194 49H196L197 51L199 50V51L196 52ZM202 49H203V52L200 51ZM223 49H224V51H223ZM255 49H257V50H255ZM106 50L109 51L108 54H107ZM147 50H149L148 51L149 53L147 52ZM246 50L248 51V53ZM143 51L145 52V54ZM164 51H162L161 54L164 53ZM204 51H206V52H204ZM251 51H254L252 53L253 56H251V57L255 58V56H256L254 61H252L253 58L251 60V57L249 54ZM169 52H171V54H169ZM217 52L219 54H221V56ZM132 53H134V54H132ZM140 53H142V58H141ZM203 53H204V55H202ZM224 53H225V55H223V57H222V54H224ZM101 54H100V56H101ZM111 54H112V56H111ZM261 54L263 56H261ZM80 55L82 56L81 53H80ZM147 55H148V57H147ZM100 56L97 59L98 61H102L100 59ZM109 56L107 57V59H109L108 61L110 62V60L111 59L113 60L114 58L110 59ZM208 56L206 57V59H204L203 62L207 61L205 63H206V65L208 64V66H209ZM259 56L261 57V60L263 62L260 61ZM82 57H84V56H82ZM129 57L127 59H122V60L118 59L119 61L118 60L114 61L113 64L116 67H113L111 69H109V66H107V65H111L112 64L111 62H110L111 64L109 63L106 65H102V63L98 62V64H97V66H99L98 68H96V63L94 65H92V64L87 62L88 68H90V70H93L94 78L97 79L98 84L103 86L111 94V96L116 97L117 99H119V101H121L123 103L125 108H122V110L125 109L124 112L126 114H129L134 121L136 120L137 124L142 123L143 126L151 125L153 127L152 138L154 139V142L156 143V145L154 143V144H151V146H150V145H145L146 144L145 143V144H143V146H145V147L148 146L147 149L152 150L153 153L156 152V155L158 156L159 159L155 164L160 163L158 166H161L160 168H162L161 170H158L160 168H157V175H158V177L161 175L162 178H160L161 182L158 178L157 180L153 181L152 183H155V184L160 183L163 185L168 183L167 185H164V186L161 185L164 188L163 187L160 188V189H162V188L165 189L166 187H168L166 189V192H162V193L159 192V194L160 193L161 194L158 196H155V195H153L154 190H152L153 193L151 195V193H150L151 190H148V188H149V186L151 187L153 185H151V181L147 176L148 173L145 171H143V173L141 172L140 173L141 175L139 174L138 177H135L137 175L135 173V171H136L135 169H137V168L134 169V166L136 164V160L133 159L135 155L132 153L133 151H131V153H130V150L135 148L136 145H131L129 147L130 149L128 148L129 149V152H128V149H125L121 145L117 146L115 144H108V142H107L108 138H106L107 140L104 138L106 140V141L104 140V142H105V144L107 142V144L106 145L104 143H103V145L101 144L102 145L101 149L98 148V147H100V145L99 146L97 145L99 143V141H96L97 138L94 139L95 135H92V137L94 136V138L91 139V137H89V139H87L88 140L87 142L88 143L90 142V144H88L87 142H86L87 146L85 144H82L85 147L81 145V146H76L78 148L72 149L68 145H64L63 146V152L65 154L64 157H66L65 160H59L56 152L50 150L51 156L53 158V164L52 165L55 167V169L57 171H60L62 173H66V174L67 173L71 174L70 178L72 177L73 179H76L78 181L77 187H78L79 194H82L81 197L84 198L86 201L92 203L94 205V207H96L97 210H104L106 214H111V212H113V214H114L115 211L120 210L122 213V216H124L131 223H134V225H137L139 223L138 224L139 226L137 227V228H139V230L143 229V228H141V226L144 227L142 224L145 225V222L152 220L151 222L153 224L159 225L158 222L160 223V220H161L162 223H160L159 228H161L163 226H164L163 228H166L164 230H167V233L166 232L165 233L163 232V233H164V235H167V237L170 235L169 240L171 239L170 242L172 244H174V245H172L174 248L173 250L178 256V260H177L176 264H227L228 263V256L226 253H227V250L230 249V247H228L227 243H225L224 240H221V238H223L222 235H224L223 233H225V234L227 233L229 238L231 237L230 240H232V237L235 235L234 231H236L237 235H243L244 233H246L245 235L250 237V238L251 237H257L258 233H260L261 235L264 236V207L262 206V203L264 202V200L261 201V199H264V182H263L264 181V159L261 157L264 155V151H263L264 143L261 144L258 141H256V148H255L256 151H254V154L256 155V160H253L251 165H250V163H248L250 160L242 159L240 157L239 161H238L237 160L238 158L229 157L223 150H221L222 147L220 145L208 143V142H214L218 138L219 133H221L223 131L222 129H220L221 123H226L228 121V120L226 121L224 118L225 117V112H224L225 110L224 109L222 110L224 112V114L222 113L223 118L221 117V113L218 116V114H216L215 110H213V109H215V107H216V110H218V108H219L218 103L220 104L221 103L220 100L223 101L225 99V97L224 98L221 97V94L224 93V91L225 92L228 91V90H226L227 88L229 89V91H230V89L233 88L232 84L229 85V87L231 86L230 88L228 87V85L225 88V86L222 85L221 83L219 84V82L218 83L214 82L213 81L214 75L210 73V72L213 73V71H210L211 69H209L206 72L207 73L206 75H208L209 78H211V81H213L212 83H215L216 85L212 84L209 87L208 85H209L210 79L208 80V82L205 81L206 83H208V85L205 84V82L202 83L201 81L199 82V84H202V85H199L198 82H195L196 85H195V83H192L190 85V83L188 84L185 82H183L184 83L183 84L181 81H180L181 84H179V80H177L174 77V76H176L178 78L179 76H177V75L180 74L177 71V69L179 68V65L177 62L178 58L173 59V57H172L171 59H173V60H170L169 58H167L170 60V63L168 60H166V61H168L169 64L174 63L176 60L175 63H177V65L174 63V64H172L173 66H171L169 64L166 65V62H165V60L164 61L162 60L163 56L161 55V57L159 56L161 58L160 59L161 61L160 60L159 61L164 62V66H163V63H159L156 65V66H158V68L157 67L155 68L154 64H153L154 69L153 68L150 69L152 66L150 68L149 67L146 68V69H150V70H155V69L157 70V69L161 68V66H163L162 69H160L161 70L160 73L159 72L154 73V76L156 75L155 80L157 79L156 81H158V82H156L154 80L153 83H150L148 80H146L147 77L144 78V81H143V79H141L142 80V82H141L138 78L136 80L135 76L137 75V70H141V68H143V67L138 68L137 64L135 66L132 63H130L131 61L129 60ZM257 57H259V58H257ZM163 59H165V58H163ZM203 59L200 58V60H203ZM245 59H248V60H245ZM124 60L126 61V63L129 62L128 64L130 66L126 63L125 64L123 63V65H121ZM171 61H174V62H171ZM255 61L256 62L258 61V63L260 61L261 62V63H259L260 65L258 63H255ZM116 62L118 63L117 65H116ZM119 62L121 64H119ZM248 62H251V63H248ZM252 62L255 64H258V65L255 66V64L253 65ZM145 63L147 64V66H145ZM249 64L250 65L252 64V65L250 66ZM125 65L128 68H125ZM131 65H132V67L134 66L132 68V69H134V71L130 70L131 72L133 71L132 74L128 70V69H131ZM165 65L166 66L169 65L167 68L169 69V67H170V69H172V71L170 70L171 72L169 74L167 73L168 75L165 73V69L167 70V68H164V67H166ZM103 66H106V67L103 68ZM112 66L113 65H111V67ZM122 66L127 70L122 68ZM248 66H250V69L252 71H250ZM253 66L255 68H253ZM135 67H137V68L135 69ZM245 67H246V69H245ZM100 68L101 69L103 68V70L106 69L107 71L108 70L109 71L106 72L104 75L103 72L105 70L104 71L102 70L103 71L102 72L100 70ZM115 69H119L118 71H120V72L123 71V73L119 72L120 73L119 79L120 78L122 79L121 83H120L121 79L117 80L119 82H117L115 80L116 78L113 79L114 76H112V75H113ZM191 69H192L191 71H193L195 69V67H193ZM262 69H258V70L262 71ZM162 70H164V71H162ZM173 71L176 72V74ZM128 72H130V73H128ZM177 72H178V74H177ZM138 73H139V71H138ZM124 74H126L125 79L127 80V78H130V80L129 79L127 81L124 80V78H122V76ZM127 74L129 75L128 77H127ZM134 74H136V75H134ZM157 74L160 76H157ZM263 74H264V72H261V75H263ZM109 75L112 76L111 78L113 79L114 82L112 81V79L110 77H107ZM161 75H165V76L167 75L166 77H169V78H164V79H168L164 84H163V82L165 80L162 79L163 76L161 77ZM210 75H213V76L211 77ZM37 76H40L41 79H44L46 81L40 82L39 86L35 87L34 82H35ZM173 77L175 79L174 82L178 81L177 83L179 85H177V83H174L172 81L173 79H170ZM262 77H264V76H262ZM158 78L161 80H159ZM134 79L137 82V84L135 82H133V84L129 86L128 84H131ZM145 80H146V82H145ZM115 81L117 82L116 84H114ZM123 81H125V82H123ZM238 82H240V80ZM260 82L261 83L257 82V83H259L258 84L259 86H260V84H262V82L264 84V81H260ZM147 83H149L150 86L152 85L153 88H152V86L150 87ZM158 83L162 84L165 87L164 88L165 91L164 90H162V91H164L165 93L167 91V94H165L161 91V89H163L162 85H161V88L159 87L160 89L159 88L154 89V88H157L158 86H160V84H158ZM169 83H171V84L174 83V84L171 85ZM257 83L254 86L257 87ZM145 84H147L148 86L147 85L145 86ZM165 84H166V86H165ZM187 84H188V86H187ZM203 84L205 86L207 85L206 88H203L204 87ZM136 85H137V87H136ZM139 85H141L140 88H138ZM143 85L147 90L142 91V89H145V88H143ZM167 85L168 86L170 85V86L167 87ZM176 85H177V88L175 89ZM183 85H185V86H183ZM189 85H190L191 89L188 88ZM197 85L200 88L196 87ZM259 86L256 89L258 92L255 90L256 87L253 88V90H254L253 94H251L252 88L248 89L249 86L248 87L247 86L241 87V91H242V88H244L245 90L247 89L248 92L250 90L251 93L250 92L248 93L247 91H245L243 89V92H245L244 94L248 93L247 95L243 96V98L245 97L244 98L245 101L249 99L248 100L249 104L252 107L253 106L256 107V106H260V105L264 104V102H263L264 96L261 94L260 96H263V97L262 98L259 97V94L263 92L262 90H264V89H261L262 86L264 88V85H261V87H259ZM122 87H124V88H122ZM135 87L138 88V90H140L141 88L142 89L140 91H138L137 89H135ZM180 87L182 90H185L186 88H188V89H186V92L188 94L185 91L183 92L182 90H180ZM166 88L167 89L169 88L170 91H174L173 89H175V90L178 89L176 92L175 91L172 92V93H175L176 95L169 93L170 91L167 90ZM193 88H195L196 91ZM196 88L198 90L200 89V91H198ZM258 88H260L261 90L259 91ZM125 89H127L128 92L126 91V93H125V91H124ZM239 89H240V87H238V90ZM129 90H130V92H129ZM152 90L154 92H152ZM179 90H180L179 97H181V99H182V97H184L186 95L183 99H186V97H187L189 100L187 99L188 101L187 100H185V101L187 103H189L190 106L184 100H183L184 101L183 102V101H180V98H176V96L178 97L177 93H179ZM191 90L195 91V92L198 91L200 93L202 92L201 95L203 97H201L198 94V92L197 93L194 92V95H196L200 99L196 98V96L194 97L193 94H191V93H193ZM155 91H156V93H155ZM90 92L92 93V91H90ZM93 92H95V89ZM157 92L158 93L160 92L161 96L163 94H165V95H163L162 96L163 98H162L161 96H159V94ZM181 92H183V93L181 94ZM204 92H205V94H204ZM85 93H87V92H85ZM184 93H186V94H184ZM208 93L211 95H207ZM168 94H170V96ZM190 94L195 99L199 100V104L196 100L198 105L196 104V102H193L195 99L193 97L189 96ZM90 95H93V94H90ZM248 95H249V97H248ZM256 95H257V97H256ZM167 96L171 97V98H167ZM208 96H209V98L211 96L213 98L211 97L210 98L211 100H209V98H207ZM217 96L221 97L223 100L220 98L216 100V98H218ZM164 97H166V98H164ZM172 97H174V98H172ZM204 97H206V100H203ZM97 98H99V96L97 97L96 95H94L91 98L92 99L91 101H93L94 104H96V102L100 101V99L97 100ZM243 98H242V101H243ZM81 99H82V101H81ZM167 99H169L170 101ZM174 99H175V102H174ZM261 99H263V100H261ZM165 100H167L166 103L169 102V103L174 104V105L171 104V105H173V107L171 106L172 109L169 108L170 107V106H168L169 103L165 104V102H164ZM200 100L201 101L203 100L204 102H201ZM215 100H216V103H213V102H215ZM25 101L27 103H25ZM178 102H181V103H178ZM191 102L194 105H191ZM208 102H209L210 106H211V104L213 106H215L217 104L218 108H217V106H215V107L211 106V108L208 107L209 109H211V110H209L207 108V106L209 105ZM257 102H258V104H257ZM100 103L102 104V102H100ZM177 103H178V105L183 107V108H181V110H179L180 106H178ZM205 103L207 104V106ZM203 104H205V105L201 106ZM104 105H101V106L103 107ZM175 105H177L178 108H177V106L175 107ZM185 105H187V106H185ZM222 105H223V103L220 104V106H222ZM101 106H100V111L105 116L104 118H108V116L110 115L108 113H112V110L111 109L106 110L105 107L102 108ZM191 106H193V107L195 106L196 108L198 107L196 111L197 112L199 111V112L197 113L195 111L196 108L194 107V110H193ZM45 107H46V109H45ZM75 107H76V105H75ZM199 107L204 108V110H203L204 113H202V114L200 113V110H198V109H200ZM224 107H226V106L223 105V107H220V108L222 109ZM175 108H177V109H175ZM205 109L207 110V112ZM221 109H219V110H221ZM190 111H191V113H190ZM203 111H201V112H203ZM212 111L215 113H213ZM241 113H243V114L239 115V117L241 119H242V116L244 117L243 123H244V125L246 124L245 126L248 125L247 124L248 119H249V123L252 122V124H253V122H254V115H253L254 113L253 112H251L250 110H245V111H242ZM215 114L218 117H216ZM258 115H260L262 117L264 114L261 115L258 113L257 117H258ZM261 117L256 119L257 123L254 122L255 125L252 126V124H251L249 126H252L251 129L253 127L255 128V129H252L254 132H255V130L257 131V129L260 127V129H258V130H261L262 133L264 134V126H263L264 123L262 124V122H264V121L261 122V120L264 117L263 118H261ZM217 118L218 119L221 118L223 120L219 119V121H221V122H218ZM241 119H238V120L240 121ZM260 122H261V124H258ZM241 123H242V121H241ZM256 125H258V126L255 127ZM245 126H244L243 132L245 131L244 133L250 135L252 130L251 129H250L251 131L249 130V128H248L249 126H247L245 129ZM76 134H78L75 136L76 139L78 140L77 142H79L78 144H81L80 143L81 139L85 136L81 135V133H78V131ZM80 135L82 136V138H80L81 137ZM143 135H144L143 136L144 138L143 137L142 138L147 141L149 136L147 137L145 134H143ZM78 136H80V137H78ZM88 136H87V138H88ZM112 137L114 138V135ZM112 137L110 139H112ZM248 138L251 139V137H249V136H248ZM90 139L93 140L94 142L92 141L93 143H91ZM143 139H141V140H143ZM85 140H86V138H85ZM262 140L264 141V138ZM95 141L97 142V144L95 143ZM186 143H189V145ZM184 144L188 147L183 146ZM94 145L95 146L97 145L98 147H94ZM153 145H155V146L153 147ZM168 145H170L172 148ZM156 146H158V149ZM151 147H152V149H151ZM184 147L187 149H185ZM79 148H81V149H79ZM96 148H98V151L96 150ZM166 148L169 152H167ZM82 149H83V151H82ZM99 149H100V151H99ZM222 151L224 152V154ZM95 152H97V153H95ZM99 152L101 154L104 152V154H103L104 156L103 155H100V157L97 156V155H99ZM74 154H76L78 156L77 157L78 159L77 160L74 159V161H71L69 163L70 159H68V158ZM109 154L115 155V169L113 170L112 174L110 173V178H108L109 180L105 184L106 186L105 185L102 186L99 183H97V181H96L98 179L97 172L98 173L101 172L102 168H103V170L107 169L106 164L104 163V161H105L104 157H105V155H109ZM129 154H130V156L133 157L132 160H130L127 157ZM187 154H188V156H187ZM164 155H165L166 159H164ZM93 156H96L97 158L93 157ZM186 156H187V158H186ZM84 157L87 160H85ZM88 158H90V159H88ZM94 158L99 160V165H97L98 163L96 164V162H98V161H95ZM101 158H102L103 162H101ZM214 158H216V159H214ZM186 159L189 162H187ZM225 159L228 161H225ZM88 160H90V162ZM159 160H161V162ZM86 161L89 163H87ZM232 161H233V163H232ZM235 161H237V162L235 163ZM91 162L92 163L95 162V163L92 164ZM100 162L102 163V165H100ZM73 163H75V165ZM190 163H191V165H189ZM227 163H229V164L227 165ZM181 164L183 166L188 164L189 167L185 166L186 168L185 167L182 168ZM166 165L168 167V172H169L168 174L169 175L167 174ZM171 167L173 168V170ZM169 168H170V171H169ZM164 170L166 173L163 172ZM185 170L188 171L187 175L185 174L186 173ZM144 173H146V175ZM234 173H237V174H234ZM142 174L144 175V177H142ZM231 174H233L234 176L233 175L229 176L230 177L229 178L228 175H231ZM108 175H109V173H108ZM140 176L143 179L140 178V180H139ZM184 176H186V177H184ZM195 176H196V178H195ZM144 178L146 179V181L144 180ZM147 178H148V180H147ZM165 178L167 179L168 182L166 181ZM193 178H195V179H193ZM162 179H163V181H162ZM164 179H165V181H164ZM141 180H143L145 182V184L148 182L146 189H145V187H143V186H145V184L143 185L144 182L143 181L141 182ZM135 181L136 182L138 181L137 183H139L140 185H136L137 183ZM191 181H192V183H191ZM253 181H254V183H253ZM195 182L197 184H195ZM193 183L195 184L193 186L196 187V188H194L196 190L193 189V186H192ZM130 185L131 186L133 185L132 188H136V189L139 188L138 191H141L143 189L141 192H139L141 198H143V199H141V201H142L141 206L143 205L141 208H143V209H141L140 212L137 211L136 208H134L135 203L133 202L132 198L134 196L133 194H135V193H133V190L128 195L124 194L122 192L123 188H125V187L129 188V187H131ZM203 186H205L207 188L206 193H208L207 191H209V189H210L209 196H206L204 194L199 199H196V197L198 195V191H199L197 189L199 187H203ZM104 187L107 188V189L105 188V190H107L106 191L107 193L104 192L105 191ZM170 187H171V189H173V188L174 189L171 190ZM255 187H256V191H259L261 189V191H263V193L262 192H260V193L256 192V194H254L252 191L254 190ZM83 188L84 189L88 188V191H87V189L83 191L82 190ZM102 188L104 191L102 190ZM80 190H82L83 192H85V191L86 192L82 193V191H81V193H80ZM114 190L118 192L119 200L117 197H115V194L111 193V191L113 192ZM146 190H147V192L149 191L148 192L149 196L146 195L147 194ZM178 190H180L179 191L180 193H181V191L184 192L186 195L185 197L188 198L190 196L189 198L196 199V201H198L196 203V205L197 204L200 205L198 207H201V208L192 207L190 209H185V206L181 202L183 200V196H179L180 194L177 195ZM175 191H177V192H175ZM101 192H104V194L102 195ZM164 193H166V194H164ZM109 194H112V196ZM162 194H164V195H162ZM104 195H107V200L105 199L106 196H104ZM108 196H111V199L113 198L115 200H113V199L111 200ZM126 196H127V199H122V197H126ZM150 196L151 197L153 196L155 202L151 201ZM178 196L181 197V200L179 199ZM99 198H102V199H99ZM169 201L172 203H170ZM260 201H261V203H260ZM156 202H160V203L163 202V204L165 203V205L161 204L162 206L159 203H157V206L159 204L160 207H163L164 209L167 208V209L164 210L163 208L156 207ZM167 202H168V204L166 205ZM207 203H208V205H207ZM201 204H202V206L204 205V207H202ZM180 205L181 206L183 205V207H179ZM215 205H217V206L219 205L218 208L221 209V210L220 209L219 210L223 212V214L225 215L224 216L225 218H223V216L220 217V215H223V214L217 210L218 208ZM220 205H222V207L224 209H222ZM205 206H207V207L205 208ZM213 206H215V207H213ZM152 207L154 209H157L156 210L157 214H156V211H154ZM208 207H209V209H208ZM150 208L153 211L152 210L150 211ZM158 208H160V210L162 209L161 211L164 210V212H162V216H160L161 214L159 215L160 210ZM212 208L213 209L217 208V209H215V211L218 212L217 214L219 215V217L216 214V212H213ZM147 210H148V212H147ZM210 210H212L213 214L212 213L210 214V212H211ZM142 211L144 212L145 215H142L143 213L141 214ZM204 213H205V216H207V213H209L208 217H209V215H210V217L217 215L215 217L220 218L218 220L216 219V221H219V222H217L218 226L213 225L216 222L213 221L215 223H213V222L211 223L210 218L207 219L208 217H205L203 215ZM146 218H147V220H146ZM149 218H151V220ZM154 218L157 220L153 221ZM159 218H160V220H159ZM222 218H223V221H222ZM226 218H227V220H226ZM230 219H232L231 222L234 220L233 221L234 224L236 223L235 221L237 220L236 225H234V226L231 225L233 222L231 223ZM204 220L208 224L204 223L203 222ZM240 220H241V222H240ZM156 221H157V223H156ZM238 221H239V223L242 224V226H240L241 224L239 225L241 229L239 228V226L237 227V225L239 224ZM135 222H136V224H135ZM221 222H222V224H221ZM224 223L230 225L231 227L232 226L235 227L236 230L231 229L230 226L228 227V225H227L228 228H226V225ZM163 228H161L159 230L162 231ZM221 229H222V231H224L223 233L219 232V230L221 231ZM225 229L226 230L230 229V230L225 231ZM205 230H209L210 231L209 235L212 234L211 236H213V233H215V237H213V239H214L213 242H215V243L211 242L210 245H208L209 247L207 246V249L203 248V247L201 248V250L199 249V247L198 248L196 247V249H195L194 246L196 245V243L193 240L194 239L193 237H196V236H194V235H196L198 233H204L203 231H205ZM243 230H245V231L243 232ZM240 231H241V233L243 232V234H241ZM250 233L252 234V236H249V235H251ZM177 235H179L180 237L184 236L183 237L184 240L182 239L180 242H177L175 239V237ZM218 235L220 237L221 236L222 237L219 239ZM187 236L193 238V239L192 238L191 239L193 240L195 245L193 244L192 240L189 241ZM185 238H186V240H185ZM173 239H175V240H173ZM252 239H254V238H252ZM190 242L192 243V245H190L191 244ZM208 243L209 242H207V244ZM255 243H254V245H256ZM188 244L191 246L190 248H189ZM224 244L227 246H225ZM225 248H226V250H225ZM175 249H177L178 251L177 250L175 251ZM196 250H197V252H196ZM223 250H225V251H223ZM261 250L264 251V243H263V247ZM220 252L221 253L225 252L226 256L223 253L220 255H216V254H219ZM194 254H196V255H194ZM158 264H166V263L163 260V261L159 262ZM254 264H256V263H254Z\"/></svg>",
    "mask_w": 264,
    "mask_h": 264
}]
</instances>
